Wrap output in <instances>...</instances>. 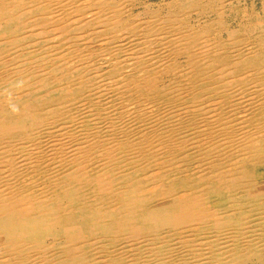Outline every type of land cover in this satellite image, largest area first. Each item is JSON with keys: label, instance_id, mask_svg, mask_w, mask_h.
<instances>
[{"label": "bare ground", "instance_id": "6f19581e", "mask_svg": "<svg viewBox=\"0 0 264 264\" xmlns=\"http://www.w3.org/2000/svg\"><path fill=\"white\" fill-rule=\"evenodd\" d=\"M0 264H264V0H0Z\"/></svg>", "mask_w": 264, "mask_h": 264}, {"label": "rangeland", "instance_id": "374dc122", "mask_svg": "<svg viewBox=\"0 0 264 264\" xmlns=\"http://www.w3.org/2000/svg\"><path fill=\"white\" fill-rule=\"evenodd\" d=\"M150 1H153V2H156L157 0H150ZM258 2L256 1V6L258 5L257 8H259V4H257Z\"/></svg>", "mask_w": 264, "mask_h": 264}]
</instances>
